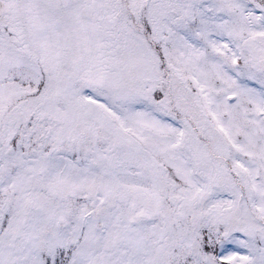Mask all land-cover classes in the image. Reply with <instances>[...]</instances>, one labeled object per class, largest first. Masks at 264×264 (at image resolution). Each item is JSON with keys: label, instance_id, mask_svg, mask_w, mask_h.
<instances>
[{"label": "snow or ice", "instance_id": "1", "mask_svg": "<svg viewBox=\"0 0 264 264\" xmlns=\"http://www.w3.org/2000/svg\"><path fill=\"white\" fill-rule=\"evenodd\" d=\"M0 264H264V0H0Z\"/></svg>", "mask_w": 264, "mask_h": 264}]
</instances>
